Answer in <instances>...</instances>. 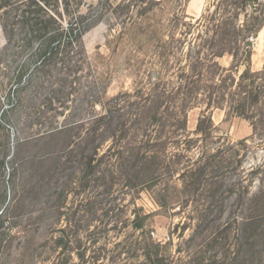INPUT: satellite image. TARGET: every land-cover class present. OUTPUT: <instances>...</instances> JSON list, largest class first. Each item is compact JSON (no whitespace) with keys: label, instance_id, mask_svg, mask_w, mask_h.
I'll return each instance as SVG.
<instances>
[{"label":"rangeland","instance_id":"rangeland-1","mask_svg":"<svg viewBox=\"0 0 264 264\" xmlns=\"http://www.w3.org/2000/svg\"><path fill=\"white\" fill-rule=\"evenodd\" d=\"M15 2L11 15L23 9ZM50 3L64 25L88 27L37 69L28 67L39 45L17 25L8 42L0 25V264H143L149 253L164 264H264V0ZM228 21L252 53L218 62L232 69L233 91L243 81L259 96L249 116L227 102L192 106L182 146L144 135L133 102L165 74L159 46L175 38L188 50L204 25L213 37ZM116 101L111 127L94 121ZM139 146L149 148L141 162Z\"/></svg>","mask_w":264,"mask_h":264},{"label":"trees","instance_id":"trees-1","mask_svg":"<svg viewBox=\"0 0 264 264\" xmlns=\"http://www.w3.org/2000/svg\"><path fill=\"white\" fill-rule=\"evenodd\" d=\"M11 1L0 0V25L8 38V42L14 39L17 25L20 28V33H25L22 41L27 46L35 43L39 45L31 56L33 60L31 59L29 69L32 65L37 69L51 60L63 44L75 42L84 34L88 27L79 18L71 22V24L64 25L61 21V15L63 14L58 15L52 8H49L50 0H16L14 4H19V9L20 6L23 9H20V13L15 15H11L9 9H7L13 5ZM12 18L15 19V22L11 21ZM206 21L207 19L205 20L204 18L197 22L201 26ZM204 26V34L199 31L194 36V44L189 45L188 50H186L188 45L175 38L171 41L165 40L159 46L156 55L166 58L165 61L160 62L165 74L160 72L156 76L158 83L152 89H149L148 93L139 90L135 96L133 103L138 106L141 119L147 120V123L144 124L145 130H143V134L152 137V140H161L159 143L162 145L169 146L176 141L178 146H182L185 142L181 138L184 137L186 131V114L192 106L203 105L207 110L206 112H208L215 107H223L222 105L227 102L232 103L229 106L231 113L247 117L249 116L248 101L251 99L249 101L251 105L259 101V96L254 95L253 92H251L250 97L248 96L246 87H243V81L238 83V89L233 91L236 78L231 74L232 69L224 68L218 62V58L226 53L233 54L235 57L241 51H244L247 55L252 53L250 43H246L243 47L239 45L242 28L236 22L228 21L226 27L224 29L221 28L219 31L216 30L215 36L212 37L209 33L211 28L208 24ZM252 29L249 28L248 30ZM217 36H220L222 40L228 39L229 46H218L216 44ZM170 57L174 58L168 59ZM249 73L246 70L240 79H248L250 77ZM21 77L22 75L20 74L17 81L21 82ZM173 78H175L176 83L171 85ZM118 105L119 102L116 101L112 107L106 108L102 114L95 116L94 121L111 127L110 123L114 120L113 110H117L114 108ZM206 112L203 114L201 122L207 118ZM120 123L125 126L126 132L130 131L129 129L132 127L129 126L130 122L121 120ZM72 124L73 122H68L66 127L49 134H43L39 138L40 140H48L52 135L62 134ZM151 127L157 128L154 131L156 137H153V134H149ZM140 142H143V140H140ZM141 149L144 150L142 151ZM148 151L149 148L144 146H139L138 149H131V153L137 152L136 158L138 162L148 157ZM163 156H168L167 152H164ZM208 165L209 163H205L204 171L201 175L208 170ZM187 170L190 174L195 171L191 167L187 168ZM185 174H187V171L183 175ZM136 227L140 228L139 225H136ZM143 264H164V260L162 257L154 259L153 255L149 253Z\"/></svg>","mask_w":264,"mask_h":264},{"label":"built area","instance_id":"built-area-1","mask_svg":"<svg viewBox=\"0 0 264 264\" xmlns=\"http://www.w3.org/2000/svg\"><path fill=\"white\" fill-rule=\"evenodd\" d=\"M251 39H253V38H251Z\"/></svg>","mask_w":264,"mask_h":264}]
</instances>
